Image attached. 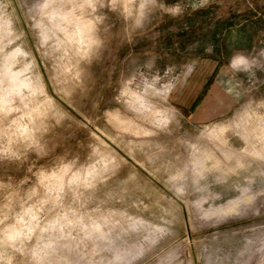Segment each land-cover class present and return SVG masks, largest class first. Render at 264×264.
Segmentation results:
<instances>
[{
    "label": "rangeland",
    "instance_id": "rangeland-1",
    "mask_svg": "<svg viewBox=\"0 0 264 264\" xmlns=\"http://www.w3.org/2000/svg\"><path fill=\"white\" fill-rule=\"evenodd\" d=\"M0 264H264V0H0Z\"/></svg>",
    "mask_w": 264,
    "mask_h": 264
}]
</instances>
